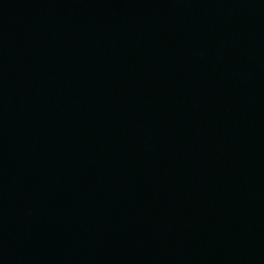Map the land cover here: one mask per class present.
<instances>
[{
	"label": "water",
	"instance_id": "obj_1",
	"mask_svg": "<svg viewBox=\"0 0 264 264\" xmlns=\"http://www.w3.org/2000/svg\"><path fill=\"white\" fill-rule=\"evenodd\" d=\"M0 264H264V0H0Z\"/></svg>",
	"mask_w": 264,
	"mask_h": 264
}]
</instances>
